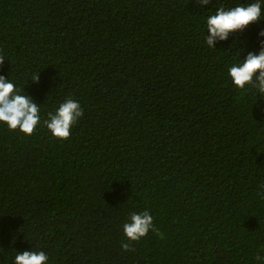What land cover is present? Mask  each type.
<instances>
[{"label": "trees", "instance_id": "1", "mask_svg": "<svg viewBox=\"0 0 264 264\" xmlns=\"http://www.w3.org/2000/svg\"><path fill=\"white\" fill-rule=\"evenodd\" d=\"M238 2L0 0V75L45 118L84 110L67 140L0 125L3 264H264V98L227 75L264 21L203 43V17ZM146 209L154 229L126 240Z\"/></svg>", "mask_w": 264, "mask_h": 264}, {"label": "clouds", "instance_id": "2", "mask_svg": "<svg viewBox=\"0 0 264 264\" xmlns=\"http://www.w3.org/2000/svg\"><path fill=\"white\" fill-rule=\"evenodd\" d=\"M211 0H196V6L206 8ZM204 45L214 49V43L225 41L231 33L243 32L251 25L264 21V0H240L235 5H220L214 12L209 11L203 17ZM261 47L258 51H249L227 66V75L234 88L252 93L256 101L264 98V30L259 32ZM3 60H0L2 63ZM38 75L32 77L36 82ZM42 105L33 96L24 91L9 76L0 75V125L11 131L19 130L26 136H31L39 126L47 128L53 138L67 140L72 128L84 116V110L77 100L67 98L52 111L42 115ZM154 229V217L146 209L141 213L133 212L128 221L123 224L126 240L139 241ZM122 248L129 249L128 243H122ZM259 259V257H257ZM0 264H3L0 261ZM12 264H52L50 256L43 249L15 252Z\"/></svg>", "mask_w": 264, "mask_h": 264}]
</instances>
